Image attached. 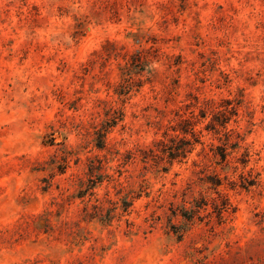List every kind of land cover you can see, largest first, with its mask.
Here are the masks:
<instances>
[{"label":"rangeland","instance_id":"obj_1","mask_svg":"<svg viewBox=\"0 0 264 264\" xmlns=\"http://www.w3.org/2000/svg\"><path fill=\"white\" fill-rule=\"evenodd\" d=\"M0 264H264V0H0Z\"/></svg>","mask_w":264,"mask_h":264},{"label":"trees","instance_id":"obj_2","mask_svg":"<svg viewBox=\"0 0 264 264\" xmlns=\"http://www.w3.org/2000/svg\"><path fill=\"white\" fill-rule=\"evenodd\" d=\"M226 122V121H225ZM225 157V156H224ZM225 207V205L223 206V208Z\"/></svg>","mask_w":264,"mask_h":264}]
</instances>
